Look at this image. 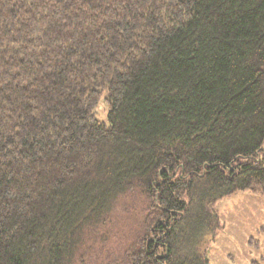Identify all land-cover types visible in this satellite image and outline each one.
<instances>
[{
  "label": "trees",
  "instance_id": "obj_1",
  "mask_svg": "<svg viewBox=\"0 0 264 264\" xmlns=\"http://www.w3.org/2000/svg\"><path fill=\"white\" fill-rule=\"evenodd\" d=\"M240 193L264 0H0V264H210Z\"/></svg>",
  "mask_w": 264,
  "mask_h": 264
},
{
  "label": "rangeland",
  "instance_id": "obj_2",
  "mask_svg": "<svg viewBox=\"0 0 264 264\" xmlns=\"http://www.w3.org/2000/svg\"><path fill=\"white\" fill-rule=\"evenodd\" d=\"M104 99L95 117L108 123ZM216 210L223 228L208 251L210 264H264V199L250 193L230 196Z\"/></svg>",
  "mask_w": 264,
  "mask_h": 264
}]
</instances>
